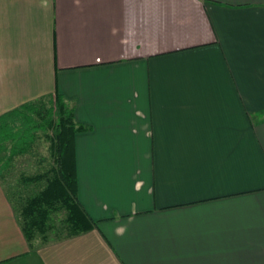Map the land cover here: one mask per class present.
<instances>
[{
    "label": "crops",
    "instance_id": "crops-1",
    "mask_svg": "<svg viewBox=\"0 0 264 264\" xmlns=\"http://www.w3.org/2000/svg\"><path fill=\"white\" fill-rule=\"evenodd\" d=\"M55 95L91 227L0 184V264H264V0H0V115Z\"/></svg>",
    "mask_w": 264,
    "mask_h": 264
},
{
    "label": "trees",
    "instance_id": "trees-1",
    "mask_svg": "<svg viewBox=\"0 0 264 264\" xmlns=\"http://www.w3.org/2000/svg\"><path fill=\"white\" fill-rule=\"evenodd\" d=\"M38 129L46 132L52 165L34 176H23L25 189L17 186L12 193L17 222L29 248L37 240L72 237L91 227L77 203L72 175L71 140L84 128L75 125L61 98L55 95L0 115V152L13 143L12 157L25 155ZM4 168L0 164V173Z\"/></svg>",
    "mask_w": 264,
    "mask_h": 264
},
{
    "label": "rangeland",
    "instance_id": "rangeland-1",
    "mask_svg": "<svg viewBox=\"0 0 264 264\" xmlns=\"http://www.w3.org/2000/svg\"><path fill=\"white\" fill-rule=\"evenodd\" d=\"M45 134V131H39V129L35 132L37 139L25 155H15L12 157L13 143H7L6 148L0 152V164L3 163L5 166L0 173V184L10 200L15 199L12 193L17 186L25 189V186L21 182L23 176H34L37 173L47 170L52 165L48 150L49 142L46 140ZM15 203L12 200L14 206L16 205ZM63 234L66 235L65 233ZM7 241L8 239H6Z\"/></svg>",
    "mask_w": 264,
    "mask_h": 264
}]
</instances>
